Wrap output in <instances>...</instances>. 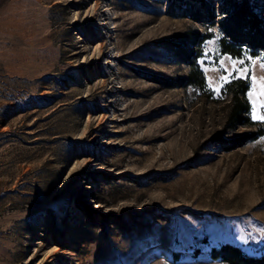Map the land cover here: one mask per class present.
<instances>
[{
	"label": "rangeland",
	"instance_id": "rangeland-1",
	"mask_svg": "<svg viewBox=\"0 0 264 264\" xmlns=\"http://www.w3.org/2000/svg\"><path fill=\"white\" fill-rule=\"evenodd\" d=\"M169 1L0 0V264H230L211 255L223 244L264 255V134L217 142L249 129L226 120L233 61L264 115L263 50L223 51L222 0H204L203 21L187 15L199 0L187 14ZM177 49L206 87L154 80L187 74Z\"/></svg>",
	"mask_w": 264,
	"mask_h": 264
},
{
	"label": "trees",
	"instance_id": "trees-1",
	"mask_svg": "<svg viewBox=\"0 0 264 264\" xmlns=\"http://www.w3.org/2000/svg\"><path fill=\"white\" fill-rule=\"evenodd\" d=\"M196 6L192 13L187 14L186 9L182 6L185 0H170L168 7L173 5L177 8L176 14H187L195 21H203L210 17L209 5L204 0L196 1ZM221 9L226 13L220 20L219 24L223 29L224 35L221 38V44L224 52L238 54L242 45H247L252 54L261 51L264 55V19L254 12V4L261 2L264 7V0H222ZM207 36V35H205ZM197 40V33L190 40L193 45ZM178 54L181 61H184L189 70L185 76L170 77L166 79L154 77L157 82L166 86H191L193 88L206 87V79L203 71L194 59L192 51H183L177 49L173 51ZM249 89V80L247 78L231 79L221 87V92L229 96L227 105L226 120L233 124H239L249 129L236 138L220 137L217 142L222 149H230L240 145L247 140H253L264 134V123L252 119L251 104L247 97ZM219 252L216 255L214 252ZM211 255L220 257L230 264H264V255L252 257L245 255L237 246L223 244L219 248H212Z\"/></svg>",
	"mask_w": 264,
	"mask_h": 264
},
{
	"label": "snow or ice",
	"instance_id": "snow-or-ice-1",
	"mask_svg": "<svg viewBox=\"0 0 264 264\" xmlns=\"http://www.w3.org/2000/svg\"><path fill=\"white\" fill-rule=\"evenodd\" d=\"M236 64H243V61H233V71L236 73V75L230 74L229 76H221L220 80L222 83H227L229 78H243L250 72V67H236ZM261 68L264 69V64H261ZM252 83L256 84V81L252 80ZM260 87L262 89L261 95H264V81L260 83ZM256 107L257 106L254 104L252 118L254 120H264V115H260L256 111Z\"/></svg>",
	"mask_w": 264,
	"mask_h": 264
}]
</instances>
